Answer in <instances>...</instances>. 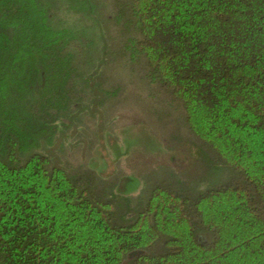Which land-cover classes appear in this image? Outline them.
<instances>
[{"label":"trees","instance_id":"16d2710c","mask_svg":"<svg viewBox=\"0 0 264 264\" xmlns=\"http://www.w3.org/2000/svg\"><path fill=\"white\" fill-rule=\"evenodd\" d=\"M51 6L0 0V264H264V0L121 5L117 20L139 32L125 45L131 58L145 60L189 129L237 173L195 196L156 186L127 222L114 212L119 194L56 154L85 91L77 35L52 23ZM138 186L118 184L122 193ZM202 230L213 239L203 242ZM161 238L168 249L150 251Z\"/></svg>","mask_w":264,"mask_h":264},{"label":"rangeland","instance_id":"374dc122","mask_svg":"<svg viewBox=\"0 0 264 264\" xmlns=\"http://www.w3.org/2000/svg\"><path fill=\"white\" fill-rule=\"evenodd\" d=\"M47 1L52 23L77 35L71 50L83 75L79 87L85 91L68 113L69 125L62 129L55 151L64 164L94 171L97 184L119 194L114 206L119 222H127V213H132L126 199L143 201L156 186L170 185L195 196L237 176L189 129L182 104L152 82L145 60L131 58L125 45L139 35L138 29L117 20L127 0H91L94 8L84 13L68 10L67 0ZM128 176L139 186L122 193L118 184ZM200 239L209 242L213 233L202 230ZM167 249L161 238L150 251Z\"/></svg>","mask_w":264,"mask_h":264},{"label":"flooded vegetation","instance_id":"af4514ba","mask_svg":"<svg viewBox=\"0 0 264 264\" xmlns=\"http://www.w3.org/2000/svg\"><path fill=\"white\" fill-rule=\"evenodd\" d=\"M128 178H134V177H132V176H128ZM128 193H130V192H128ZM129 200H130L131 204L129 205V207L127 206L126 209H128V210H136V209H138V207L142 204L141 201L138 200V199H137L136 201H134L132 198H130ZM133 214H134V213H128V214H127V217H130V216H132Z\"/></svg>","mask_w":264,"mask_h":264}]
</instances>
